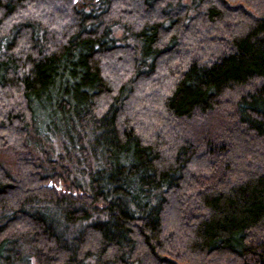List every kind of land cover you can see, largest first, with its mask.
Instances as JSON below:
<instances>
[{
	"label": "trees",
	"instance_id": "trees-1",
	"mask_svg": "<svg viewBox=\"0 0 264 264\" xmlns=\"http://www.w3.org/2000/svg\"><path fill=\"white\" fill-rule=\"evenodd\" d=\"M0 148V264H264V0H0Z\"/></svg>",
	"mask_w": 264,
	"mask_h": 264
},
{
	"label": "rangeland",
	"instance_id": "rangeland-1",
	"mask_svg": "<svg viewBox=\"0 0 264 264\" xmlns=\"http://www.w3.org/2000/svg\"><path fill=\"white\" fill-rule=\"evenodd\" d=\"M19 154L20 153L13 148H0V159L4 158L8 163H13L14 165L16 164Z\"/></svg>",
	"mask_w": 264,
	"mask_h": 264
}]
</instances>
